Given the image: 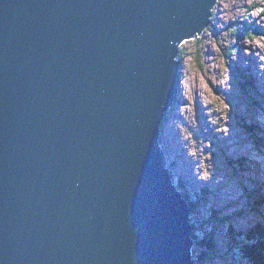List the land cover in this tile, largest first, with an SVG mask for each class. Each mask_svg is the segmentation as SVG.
I'll return each instance as SVG.
<instances>
[{
	"label": "water",
	"instance_id": "95a60500",
	"mask_svg": "<svg viewBox=\"0 0 264 264\" xmlns=\"http://www.w3.org/2000/svg\"><path fill=\"white\" fill-rule=\"evenodd\" d=\"M216 1L0 0V264H194L159 137Z\"/></svg>",
	"mask_w": 264,
	"mask_h": 264
},
{
	"label": "rangeland",
	"instance_id": "374dc122",
	"mask_svg": "<svg viewBox=\"0 0 264 264\" xmlns=\"http://www.w3.org/2000/svg\"><path fill=\"white\" fill-rule=\"evenodd\" d=\"M210 12L211 22L203 33L179 46L184 54L180 61L178 89L174 91L178 90V97L175 101L176 96H173L174 109L170 111L173 120L169 128L162 130L159 143L165 151L166 161L176 163L185 171L181 174L184 180L178 187L188 185L187 194L191 192L190 203L196 210L194 218L201 222L212 212L230 217V226L236 233V238L229 234L228 222L217 226L207 223L199 230L194 227L198 239L206 237L207 242L215 246L214 252L197 246L193 251L194 264H243L240 249L246 244L253 245L251 239L259 241L261 250L255 255L256 264H263L264 183L257 172L264 173V132H258L256 120L264 125V103L260 104V99L251 94L254 87L248 72L252 70L258 78L264 79V0H217ZM210 25L220 31V47L213 39V32L209 31ZM248 27L255 29L253 37H245ZM234 28L240 31L233 35ZM196 41H202L204 50L199 65L193 55ZM227 47L232 52L228 59L223 54ZM257 106H260L259 110ZM167 122L169 120L165 125ZM250 123L252 127H247ZM216 129L224 131L230 137L226 140L239 146L230 142L228 149H223V137L218 132L214 134ZM168 146L171 150H167ZM246 148L253 154L245 155ZM256 148L260 149L261 155L256 154ZM179 149L186 152V159L177 156ZM190 156L197 164H190L193 162L188 159ZM188 168H192L190 175ZM172 173L176 174L175 170ZM168 180L172 187L169 177ZM190 213L192 216L193 212ZM256 220L258 233L255 238L251 226ZM246 236L250 238L244 242ZM201 253L202 258L197 257Z\"/></svg>",
	"mask_w": 264,
	"mask_h": 264
},
{
	"label": "trees",
	"instance_id": "16d2710c",
	"mask_svg": "<svg viewBox=\"0 0 264 264\" xmlns=\"http://www.w3.org/2000/svg\"><path fill=\"white\" fill-rule=\"evenodd\" d=\"M257 8V7H256ZM211 20V19H210ZM230 27V26H229ZM236 27V26H235ZM227 28V27H226ZM239 28V27H238ZM235 29V28H234ZM209 31H211V32H213V35H215L214 36V40H215V43H216V45L217 46H219L220 45V43L218 42L219 41V33H220V31L219 30H217V29H214V27L212 26V25H210V29H209ZM238 31V29H235V30H233V35L236 33ZM240 31V30H239ZM238 31V32H239ZM243 32V31H242ZM245 32H246V38H250V37H253V35L255 34V29L254 28H252V27H248L246 30H245ZM202 37H204V36H202ZM204 39H207V38H204ZM202 42V41H201ZM201 42H198V41H196V43H195V47H196V50H195V52H194V58L196 59V63L199 65V63H200V61H201V57H202V59L204 58V50H202V46H201ZM200 43V44H199ZM221 46V45H220ZM219 46V47H220ZM237 50V49H236ZM207 51V50H206ZM179 59L180 60H182V57H183V54H184V52H183V48H180V50H179ZM206 53V52H205ZM223 54H224V57L226 58V59H228L229 57H230V54H231V49L230 48H228L227 47V53H226V50H225V52H223ZM242 86L244 87V84L242 83ZM165 122H166V119L164 118V120H163V122H162V125H161V127L163 128V126H164V124H165ZM161 142V141H160ZM179 191L183 194V197H184V199L185 200H187V193L181 188V190L179 189ZM190 207H189V209H190V212H193V214H192V216H191V218L193 217V219H192V221H191V224H192V227H193V233H192V239L194 240V245H195V249L194 250H196V248H197V246L199 247V248H201V247H205V248H207V250H209L210 252L212 251V252H214L213 250L215 249V246L214 245H212L211 243H210V241H208L207 242V240H209L208 238H206V237H202V239H198L199 237L196 235V233H195V228L194 227H198V230L199 229H204V226L207 224V223H209V224H211V225H215V226H217V224H220V223H223V224H225V222H228L229 223V226H230V218L228 217V218H224V217H221V216H219V215H217L216 213H210V216H208V219H205L204 218V220H202L201 222H199L198 221V219H195L194 218V216H195V214H196V210L195 209H193V204L192 205H189ZM189 212V213H190ZM195 212V213H194ZM233 227L232 226H230V228L228 229L229 230V234L233 237V238H236V233L233 231V229H232ZM257 229H254V231H252L251 232V234H253V236L255 235V238L257 237V233H258V231H256ZM200 234H202V232H199ZM247 238L249 239L250 237L249 236H246V237H244L243 238V241L245 242L246 240H247ZM252 240V242H253V245H248V244H246V245H244L243 247H241V249H240V251H241V256H242V261H243V264H244V262H248V264H256V263H258V260H257V257L255 256L256 255V253H257V251L259 250V241L258 240H254V239H251ZM254 248H256V249H254ZM202 254L203 253H201V255L200 254H198V256L197 257H201L202 256ZM258 256V255H257ZM197 257H196V259H197ZM202 258V257H201ZM243 258H245V261L243 260Z\"/></svg>",
	"mask_w": 264,
	"mask_h": 264
},
{
	"label": "bare ground",
	"instance_id": "6f19581e",
	"mask_svg": "<svg viewBox=\"0 0 264 264\" xmlns=\"http://www.w3.org/2000/svg\"><path fill=\"white\" fill-rule=\"evenodd\" d=\"M230 48V47H229ZM227 53V52H226ZM232 53V52H231ZM248 74H249V77L253 80V90L251 91V94L254 96V97H256L257 99H260V104H262V103H264V97H263V93H264V79L263 78H258L257 76H256V74H255V72H253L252 70H251V72H248ZM174 95V97H175V101H177V97H178V90L176 91V93H173ZM172 101H174V98H173V100ZM259 104V105H260ZM252 105H254V104H252ZM173 109H174V106H171ZM258 107V106H257ZM260 107V106H259ZM259 107L257 108L258 110H259ZM171 108V109H172ZM171 109H170V111H171ZM263 110H264V108H263ZM170 111H167L166 113H165V119H166V121H168L169 120V122H167V125H165L164 124V126H163V132L166 130V128H169V126H170V123H172V118L173 117H171L170 115ZM172 113H173V110H172ZM169 116V117H168ZM166 123V122H165ZM256 125H257V127H258V132L261 134V133H263L264 132V125L262 124V122H260L259 120H256ZM162 132V133H163ZM217 132H218V130L216 129L215 131H214V134L216 135L217 134ZM219 133V136H222L223 137V142L224 143H221V145L223 146V149H228V143H232L233 145H236V146H239V144H237L236 142H234V141H227L226 139L228 138H230L228 135H226V133L224 132V131H220V132H218ZM225 133V135H223ZM261 139V138H260ZM188 141H186V143H187ZM180 146V145H179ZM185 147L186 146H184L183 147V149H185ZM179 148V147H178ZM177 148V149H178ZM167 150H171V147L170 146H168L167 147ZM246 150L247 151H245V155H252L253 153H252V151H251V149L250 148H246ZM181 151V152H180ZM173 153V152H172ZM171 153V154H172ZM177 153L179 154H177V156L179 157V156H181V157H184L185 159L187 158L186 156H184V155H186V152L184 151V150H178L177 151ZM256 154H258V155H261V152H260V149L259 148H256ZM188 159L189 160H193V162H190V164H192V165H194V163L195 164H197V161H196V159H193V156H190V157H188ZM174 162V161H173ZM188 164V163H187ZM189 164V165H190ZM188 165V166H189ZM174 166H175V172H176V174H174V173H172V174H170V173H168V175H167V177H169L170 178V181L172 182V188L177 192V190L178 189H176V186H179L178 184H180L181 182H183V180H184V175H181V174H184V172L182 171V169H179V167L176 165V163L174 164ZM193 167V166H192ZM179 169V170H178ZM188 173H189V175H190V173L192 172V168H188V171H187ZM262 171L261 170H259L258 172H257V174H259V177L262 179V184L264 183V173H261ZM174 178V180H172ZM169 181V180H168ZM221 185V184H220ZM188 186V185H187ZM187 186H184V187H181L183 190H185L186 191V193H188V191H187ZM222 186V185H221ZM261 185H259L258 187H260ZM218 187V186H217ZM262 187V186H261ZM213 191V190H212ZM178 194L181 196V198H183V194L178 190ZM191 194V192L189 193V195ZM189 195L187 194V200H185L184 198H183V202L185 203V205H186V209L190 212V209H189V205H192L193 203H190V201L192 200V199H190V197H189ZM192 196V195H191ZM264 199V198H263ZM187 203H189V204H187ZM263 203V202H262ZM262 207L264 208V203H263V205H262ZM194 209V208H193ZM195 213V212H194ZM262 213L264 214V209H263V211H262ZM191 213H189V215H190ZM256 226V227H255ZM251 228L252 229H257L258 228V224H257V220L256 221H254V222H252V226H251ZM204 257V256H203ZM247 264H248V262H246Z\"/></svg>",
	"mask_w": 264,
	"mask_h": 264
}]
</instances>
